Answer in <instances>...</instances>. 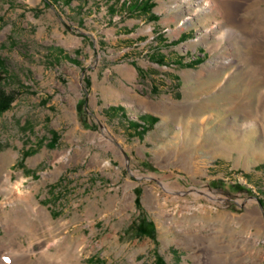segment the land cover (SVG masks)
I'll return each mask as SVG.
<instances>
[{
  "label": "rangeland",
  "instance_id": "1",
  "mask_svg": "<svg viewBox=\"0 0 264 264\" xmlns=\"http://www.w3.org/2000/svg\"><path fill=\"white\" fill-rule=\"evenodd\" d=\"M229 30L199 0H0L1 260L264 264V76Z\"/></svg>",
  "mask_w": 264,
  "mask_h": 264
},
{
  "label": "bare ground",
  "instance_id": "2",
  "mask_svg": "<svg viewBox=\"0 0 264 264\" xmlns=\"http://www.w3.org/2000/svg\"><path fill=\"white\" fill-rule=\"evenodd\" d=\"M199 1L201 2V5L204 6L206 13L212 11L219 13L223 17V22L235 30H229L227 32V40H233L235 37H243V39L250 40L252 44L250 48V50L252 49L250 53V61L261 67V74L264 76V13L257 17L254 16L253 18H249L248 20L243 19L240 14V12L248 11L259 6V2L256 0ZM253 24L258 25L259 28L254 30L252 27ZM243 53L245 54V52ZM234 61H225L223 66H228ZM262 97L264 99V94ZM43 254L47 260H50L48 253ZM31 256L32 251L29 250L25 256L20 258L9 259V261L0 259V264H30L32 260Z\"/></svg>",
  "mask_w": 264,
  "mask_h": 264
},
{
  "label": "trees",
  "instance_id": "3",
  "mask_svg": "<svg viewBox=\"0 0 264 264\" xmlns=\"http://www.w3.org/2000/svg\"><path fill=\"white\" fill-rule=\"evenodd\" d=\"M4 80L3 75L0 73V83ZM14 96L6 93L0 86V114L8 110L13 102Z\"/></svg>",
  "mask_w": 264,
  "mask_h": 264
}]
</instances>
